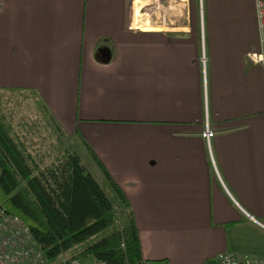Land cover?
<instances>
[{
    "label": "crops",
    "instance_id": "crops-1",
    "mask_svg": "<svg viewBox=\"0 0 264 264\" xmlns=\"http://www.w3.org/2000/svg\"><path fill=\"white\" fill-rule=\"evenodd\" d=\"M258 49L253 0H0V90L89 146L154 264L264 255Z\"/></svg>",
    "mask_w": 264,
    "mask_h": 264
},
{
    "label": "trees",
    "instance_id": "trees-1",
    "mask_svg": "<svg viewBox=\"0 0 264 264\" xmlns=\"http://www.w3.org/2000/svg\"><path fill=\"white\" fill-rule=\"evenodd\" d=\"M95 57L107 62L109 49L99 46ZM83 145L90 168L72 148L42 165L0 111V204L23 220L48 264H154L141 258L125 196Z\"/></svg>",
    "mask_w": 264,
    "mask_h": 264
},
{
    "label": "rangeland",
    "instance_id": "rangeland-1",
    "mask_svg": "<svg viewBox=\"0 0 264 264\" xmlns=\"http://www.w3.org/2000/svg\"><path fill=\"white\" fill-rule=\"evenodd\" d=\"M0 111L8 118L18 138L35 154L42 165L59 157L69 148L77 151L85 166L90 168L87 152L77 140L64 132H58L54 123L44 114L36 97L32 92L22 90H0ZM97 178V177H96ZM98 179V178H97ZM63 253L58 258H66ZM81 264H96L90 258Z\"/></svg>",
    "mask_w": 264,
    "mask_h": 264
},
{
    "label": "built area",
    "instance_id": "built-area-1",
    "mask_svg": "<svg viewBox=\"0 0 264 264\" xmlns=\"http://www.w3.org/2000/svg\"><path fill=\"white\" fill-rule=\"evenodd\" d=\"M255 23L259 49L252 54V59L260 63L264 85V0H253ZM163 17V10H160ZM138 22L129 23L137 26ZM213 132L204 127L201 136L208 140ZM0 264H48L42 250L33 239L27 225L17 215L10 214L0 204ZM68 264H81L70 260ZM214 264H264V255L237 256L231 251L222 250L215 256Z\"/></svg>",
    "mask_w": 264,
    "mask_h": 264
}]
</instances>
